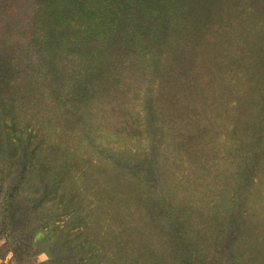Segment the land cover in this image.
<instances>
[{"label": "rangeland", "instance_id": "1", "mask_svg": "<svg viewBox=\"0 0 264 264\" xmlns=\"http://www.w3.org/2000/svg\"><path fill=\"white\" fill-rule=\"evenodd\" d=\"M0 264H264V0H0Z\"/></svg>", "mask_w": 264, "mask_h": 264}, {"label": "bare ground", "instance_id": "2", "mask_svg": "<svg viewBox=\"0 0 264 264\" xmlns=\"http://www.w3.org/2000/svg\"><path fill=\"white\" fill-rule=\"evenodd\" d=\"M204 2V1H203ZM196 3V2H195ZM205 3V2H204ZM194 4V3H193ZM195 5V4H194ZM196 6H199V4L198 5H196ZM202 6H204V5H202ZM194 7V6H193ZM201 7V6H200ZM197 8V7H196ZM196 8H194V9H196ZM199 8V7H198ZM204 9V8H203ZM200 10V9H199ZM205 10V9H204ZM204 14V13H203ZM206 14V13H205ZM204 19V18H203ZM205 21V20H204ZM208 22V21H207ZM236 64V63H235Z\"/></svg>", "mask_w": 264, "mask_h": 264}]
</instances>
